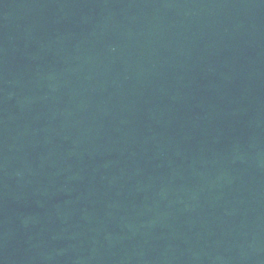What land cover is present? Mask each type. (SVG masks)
<instances>
[{"label":"water","instance_id":"1","mask_svg":"<svg viewBox=\"0 0 264 264\" xmlns=\"http://www.w3.org/2000/svg\"><path fill=\"white\" fill-rule=\"evenodd\" d=\"M0 264H264V0H0Z\"/></svg>","mask_w":264,"mask_h":264}]
</instances>
